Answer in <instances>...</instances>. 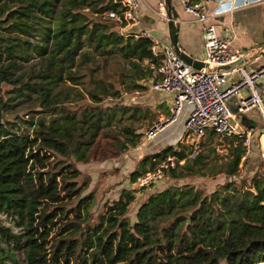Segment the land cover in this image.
<instances>
[{
  "label": "trees",
  "instance_id": "trees-1",
  "mask_svg": "<svg viewBox=\"0 0 264 264\" xmlns=\"http://www.w3.org/2000/svg\"><path fill=\"white\" fill-rule=\"evenodd\" d=\"M116 7L109 0H0V214L16 217L23 229L0 220V259L17 263L16 249L24 264H264V178L255 170L248 181L240 179L247 184L230 180L244 153L236 136L224 165L206 161L202 151L187 158L185 145L141 158L116 198L105 200L94 218L86 210L62 224L49 243L27 227L35 199L25 181L30 157L49 159L45 173L60 175L65 187L63 170L76 174L74 162L95 160L90 150L99 135L109 138V157L140 142L139 125L118 124L124 113L152 121L148 107L106 102L143 90L140 81L156 64L148 37L122 35L115 21L102 18ZM168 153L183 158L165 169L173 179L223 167L228 178L210 190L182 182L151 192L132 220L130 183ZM43 211L45 219L49 211Z\"/></svg>",
  "mask_w": 264,
  "mask_h": 264
},
{
  "label": "built area",
  "instance_id": "built-area-1",
  "mask_svg": "<svg viewBox=\"0 0 264 264\" xmlns=\"http://www.w3.org/2000/svg\"><path fill=\"white\" fill-rule=\"evenodd\" d=\"M117 5L116 9L105 10L102 18L117 23V30L122 35L144 36L151 40L152 55L156 64L151 68L150 89L171 95L170 116L163 122L155 120L146 128L143 136L151 138L166 122L172 121L183 105L189 109L183 120L184 143L192 157L200 147V140L206 129L220 135H237L244 153L250 150V130L238 129L233 121V112L229 101L235 97V111L244 112L255 108L264 125V100L259 93L256 81L264 74V63L256 67H247L242 63L231 68L218 71H202L194 69L182 61L171 48L168 39H154L146 29L133 30L138 23L137 9L139 0H109ZM216 5L209 11V2ZM238 0H180L183 11L189 20L197 21L201 27L203 54L200 57L208 63H226L242 55H249L247 60L255 59L251 53L253 48H243L232 43L233 33L222 32L218 17L230 11ZM263 3L264 0H256ZM158 13L165 17L164 4L158 6ZM264 47V46H263ZM245 60V61H247ZM171 148L180 149V144ZM183 158L177 159L175 154L168 153L157 165L142 172L134 181L138 186H147L165 174V169L181 164ZM259 172L264 178V146L259 149Z\"/></svg>",
  "mask_w": 264,
  "mask_h": 264
},
{
  "label": "rangeland",
  "instance_id": "rangeland-1",
  "mask_svg": "<svg viewBox=\"0 0 264 264\" xmlns=\"http://www.w3.org/2000/svg\"><path fill=\"white\" fill-rule=\"evenodd\" d=\"M262 4L264 5V1ZM247 18H249V16H247ZM262 43H264V40L257 41L255 38L253 44L257 45ZM263 58L264 53L262 52L260 59L263 60ZM146 78L140 81V84L143 85L144 88H147L149 85ZM9 88V85H3V90H8ZM141 91L142 90L123 93L119 97L112 98L108 101L106 100V102L120 100L122 104L144 107L145 105L150 104V100L145 96L146 94L143 95ZM6 95L7 93H5V97H7ZM22 111L23 110L20 112ZM151 111L153 113V118L150 123L147 122L146 117L143 116L127 117V113L122 115L118 124L139 125L140 128L138 131L141 133V137L140 142L136 146L130 147L117 157H109V138L104 135H99L90 150L95 160H90L87 163L74 162L79 170V173L76 174L69 173L66 169L63 170L62 175L66 177L65 181L67 182L65 187H62V177H60V175L55 178H48V175L45 173L48 169L49 159L40 153H36V155L29 158L25 169V181H27L29 186L30 183L33 184L32 188L35 189V199L30 203L29 212L26 215L25 221H27V227L31 226L30 223L32 224L33 229L30 231L34 233L37 239L43 240V242H51L54 237H57L59 227L62 224H65L68 220H76V218L83 216L86 213V210L92 212V218H94L96 214L102 210L105 200L116 198L120 189L128 185L130 173L137 168L138 161L141 158L150 157L155 154V152H161L166 148L162 145H157L154 141H162L164 143L165 141H177L178 137L182 135V122L179 119L173 120L171 123L164 125L160 131H157L151 138L146 139L143 136L144 130L149 126H152L155 119L160 122H163L164 120V118H156L154 111ZM9 117H11V114H9ZM116 123L117 121H113L112 125H115ZM215 140H221L218 141L220 143L223 141L222 139ZM173 146L177 145L172 144L171 147ZM206 146L207 144L203 145L202 141H200V147L194 153L202 151L209 157V159L215 157L217 151L214 149L207 150L205 149ZM185 151H188V154L191 153L190 149L187 147L185 148ZM101 157L102 159L98 161ZM188 158H190V156H188ZM245 163L246 158L243 159V165L238 168L239 170L229 175L230 180H236L238 184L240 183V179L248 181L247 178H249V176H246L244 173L245 169L243 166ZM255 170L259 171V166L256 167ZM225 178H228V176L225 175V170L220 169L213 174H205L201 172L183 179H173L167 176L165 172L163 177L153 181L147 186L141 187H138L135 183H130V186L135 189V200L131 203L128 214L133 220L134 212L139 203L149 193L160 190L166 186L182 182H193L195 185H202L201 182H203V185L207 190H210L215 186V183L222 182ZM246 181L243 182L247 184ZM72 190L73 193L68 194V192H72ZM91 193L92 198H89ZM31 197L32 193L30 194V198ZM43 210L49 211L48 217L45 219L43 216ZM0 220L4 224L10 226L13 230H23L22 227L17 225L16 222L18 219L16 217L0 214ZM7 247L10 248L13 246ZM14 256L17 263L12 257L2 256L0 264H24L25 261L21 251L15 249Z\"/></svg>",
  "mask_w": 264,
  "mask_h": 264
},
{
  "label": "crops",
  "instance_id": "crops-1",
  "mask_svg": "<svg viewBox=\"0 0 264 264\" xmlns=\"http://www.w3.org/2000/svg\"><path fill=\"white\" fill-rule=\"evenodd\" d=\"M164 0H139V6L137 9L138 23L133 25V30L146 29L150 36L154 39H168L167 36V22L166 18L158 13V6L163 3ZM236 6L232 7L230 11L220 15L218 22L222 32L230 34L233 33L232 43L236 46L243 48H256L263 47L262 44H253L254 39L257 41L264 40V5L256 0H238ZM171 9L176 13L175 19L177 23V42L178 45L186 51L188 54L201 57L203 54V46L201 39V27L197 21H190L189 15L183 11L180 0H170ZM216 5L214 1L209 2V11ZM249 16V18H247ZM264 50L256 52L255 59H250L243 62V65L247 67H256L264 63V58L261 60V53ZM152 66V64H150ZM151 76L147 77L146 80L149 84ZM257 88L264 100V74L258 77L256 81ZM141 93L146 94L149 98L150 104H147L149 109L153 110L156 114V118L161 119L170 116V105L171 95L164 94L159 91L151 90L149 85L144 88ZM236 98L233 97L229 101V107L233 112V121L238 129L250 130V150L247 153L241 155L238 161V168L243 165V159L246 158L244 167V173L246 176H250L255 168L260 166L259 162V149L264 146V125L255 108L249 109L244 112L235 111ZM189 106L183 105L179 113L173 120L179 119L182 122V135L178 137L176 142L169 141H154L157 145H162L164 148L171 147L172 144H183L184 143V129L183 120L187 115ZM168 112V113H166ZM168 114V115H167ZM178 117V118H177ZM157 120V119H155ZM172 120V121H173ZM172 121L166 122L171 123ZM163 125V126H164ZM211 129H206L202 136L203 145L207 144V150L214 149L217 151L216 156L209 159L206 157V161L212 162L213 164L224 165L229 162L233 154V147L237 143L234 138L237 135H220L213 132L209 134ZM160 131V130H159ZM215 139H222L220 143ZM165 148V149H166ZM160 152V151H157ZM156 153V152H155ZM225 170V167L221 168ZM220 170V169H219ZM237 169L236 171H238ZM214 179V178H212ZM243 181V180H242Z\"/></svg>",
  "mask_w": 264,
  "mask_h": 264
},
{
  "label": "water",
  "instance_id": "water-1",
  "mask_svg": "<svg viewBox=\"0 0 264 264\" xmlns=\"http://www.w3.org/2000/svg\"><path fill=\"white\" fill-rule=\"evenodd\" d=\"M163 4H164V10H165V18L167 22L166 26H167V36H168L169 44L171 48L173 49V51L175 52V54L186 64L191 65L194 69L202 70V71L224 70V69L231 68L232 66L236 64L244 62L249 57V55H242L226 63L214 64V63H208L199 57H195V56L188 54L178 45L177 36H176L177 23H176L175 17L172 15V12H171L172 9L170 5V0H164ZM263 23H264V16H263ZM260 50H264V47L253 48L251 50V53L258 52Z\"/></svg>",
  "mask_w": 264,
  "mask_h": 264
}]
</instances>
